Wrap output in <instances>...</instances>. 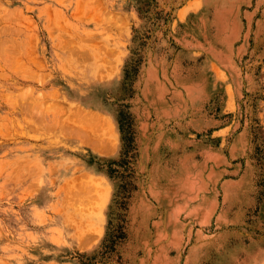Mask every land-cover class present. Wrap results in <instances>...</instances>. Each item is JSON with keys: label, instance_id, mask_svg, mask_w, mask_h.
Returning a JSON list of instances; mask_svg holds the SVG:
<instances>
[{"label": "rangeland", "instance_id": "374dc122", "mask_svg": "<svg viewBox=\"0 0 264 264\" xmlns=\"http://www.w3.org/2000/svg\"><path fill=\"white\" fill-rule=\"evenodd\" d=\"M0 264H264V0H0Z\"/></svg>", "mask_w": 264, "mask_h": 264}, {"label": "bare ground", "instance_id": "6f19581e", "mask_svg": "<svg viewBox=\"0 0 264 264\" xmlns=\"http://www.w3.org/2000/svg\"><path fill=\"white\" fill-rule=\"evenodd\" d=\"M4 30H5V29H4ZM5 44H6V43H5ZM3 45H4V44H3ZM56 105H57V104H56ZM57 106H58V105H57ZM57 106H56V107H57ZM89 116H90V114H89ZM90 119H91V117H90ZM90 119H89V120H90ZM92 119H93V118H92ZM59 120H60V119H59ZM66 124H67V123H66ZM17 171H18V170H17Z\"/></svg>", "mask_w": 264, "mask_h": 264}]
</instances>
